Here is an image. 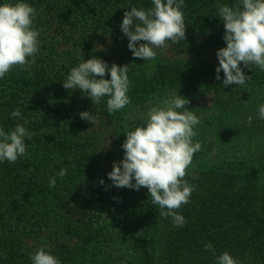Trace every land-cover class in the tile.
<instances>
[{"label":"trees","instance_id":"16d2710c","mask_svg":"<svg viewBox=\"0 0 264 264\" xmlns=\"http://www.w3.org/2000/svg\"><path fill=\"white\" fill-rule=\"evenodd\" d=\"M25 2L38 12L39 52L30 71L16 66L0 78V127L9 132L21 124L35 135L25 138L26 156L0 162V264H32L31 255L45 243L61 264H155L157 249L163 264H216L213 251L204 249L207 242L216 256L228 251L240 264H264V119L258 115L264 71L241 64L250 80L225 87L222 70L216 79L218 65L141 59L149 69H129L131 103L110 115L108 97L96 105L79 88L63 87L71 69L52 39L61 35L82 45L95 37L91 32L123 34L125 11L154 7L152 0ZM236 2L185 0L186 40L174 45L184 50L200 40L226 44L217 5ZM93 56L99 54L88 59ZM174 93L190 100L187 107L200 120L193 142L202 144L185 177L195 188L177 210L186 219L182 227L160 215L146 187L118 188L108 177L113 162L123 159L125 132ZM14 109L20 117L10 115ZM83 111L117 128L115 159L101 175L98 140L82 132ZM61 168L67 169L62 179ZM50 176H56L55 187L49 186ZM30 237L37 242L28 246Z\"/></svg>","mask_w":264,"mask_h":264},{"label":"clouds","instance_id":"9594fccd","mask_svg":"<svg viewBox=\"0 0 264 264\" xmlns=\"http://www.w3.org/2000/svg\"><path fill=\"white\" fill-rule=\"evenodd\" d=\"M152 3L154 7L146 10L137 7L126 10L120 25L128 38L127 46L132 56L144 61H155L156 50L168 48V41L176 44L186 40L185 0H152ZM217 9L218 17L224 22L226 47L216 52L219 60L216 79L221 78L222 70L225 87L243 86L251 76H246L241 64L245 68L258 67L264 71V0H237L233 6L218 4ZM37 15V9L25 0L0 3V78L16 66L30 71L35 64L42 31L35 27ZM80 59L78 66L72 67L63 81L65 89L79 88L96 105L103 97H108L106 103L110 115L131 103L127 94L131 83L128 64L113 63L109 67L96 56L85 60L82 51ZM106 72H110V79L105 78ZM189 103L188 98L174 93L151 106L146 117L141 119L144 123H135L125 132L123 159L114 161L108 173L118 188L139 190L146 187L151 203L159 206L162 217H171L175 227L186 223L177 210L190 201L195 185L185 177L194 154L202 147L200 141L193 142L198 135L195 126L200 120L187 107ZM10 115L20 117L21 112L14 109ZM258 115L264 119V103L258 106ZM80 118L94 125L98 123L97 117L88 111L81 112ZM252 120L253 117L248 116L246 123L251 125ZM34 135L21 124L9 132L0 127V162L15 163L19 157L26 156L25 138L31 140ZM66 173L67 169L61 168L57 175L62 179ZM56 182V176L49 177L50 187H55ZM100 183L103 184V180ZM204 249L213 251L216 264H240L228 251L216 256L211 242L205 243ZM31 260L32 264H61L46 243L31 255Z\"/></svg>","mask_w":264,"mask_h":264},{"label":"rangeland","instance_id":"374dc122","mask_svg":"<svg viewBox=\"0 0 264 264\" xmlns=\"http://www.w3.org/2000/svg\"><path fill=\"white\" fill-rule=\"evenodd\" d=\"M89 35L95 36L93 39L79 45L77 39H66L61 35H57L53 40L56 50L60 54V61L65 63L66 67L71 69L78 66L81 62L80 54L83 53V58L88 59V56L93 52L99 54V58L107 57L108 65L111 67L113 63L118 65H129V69L136 68L137 70L148 71L149 67L146 62H142L140 58H134L128 48V38L124 34H115L112 32H91ZM142 43V42H138ZM169 47L166 49H157V57L155 61L159 62H184L190 61L195 63H207L214 66L219 64L216 52L226 44H221L219 41H198V45L193 48L179 50L170 41L167 42ZM98 123L87 121L82 132L86 135H94L98 140V151L96 165L101 169L96 175L102 174V169L112 164L114 161V140L117 134V128L114 125L107 124L103 119H98ZM110 141V143H109ZM96 184H100L99 179H94ZM43 241H53L45 238ZM37 242V238L30 237L25 240L28 246ZM48 246V245H47ZM155 264H163L162 249H157Z\"/></svg>","mask_w":264,"mask_h":264}]
</instances>
